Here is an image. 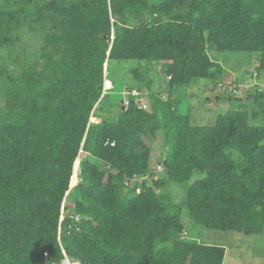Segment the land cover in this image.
Returning a JSON list of instances; mask_svg holds the SVG:
<instances>
[{
  "label": "trees",
  "instance_id": "1",
  "mask_svg": "<svg viewBox=\"0 0 264 264\" xmlns=\"http://www.w3.org/2000/svg\"><path fill=\"white\" fill-rule=\"evenodd\" d=\"M26 26L45 33L38 57L0 63V264H223L225 246L184 238L183 207L208 228L264 232V86L248 108L237 94L251 84L226 82L210 54L258 53L261 76L264 0H5L0 49ZM129 60L147 108L104 92ZM197 79L238 106L193 124L178 93ZM159 129L154 178L144 137ZM195 170L206 176L174 205L164 189Z\"/></svg>",
  "mask_w": 264,
  "mask_h": 264
},
{
  "label": "rangeland",
  "instance_id": "2",
  "mask_svg": "<svg viewBox=\"0 0 264 264\" xmlns=\"http://www.w3.org/2000/svg\"><path fill=\"white\" fill-rule=\"evenodd\" d=\"M4 4L5 0H0V6ZM17 35L18 41L15 47L11 50L0 49V63L4 62L13 66L15 58L20 55L28 57L32 61L38 57L44 41V31H34L26 26L19 30ZM210 54L215 61L220 62L231 71L225 76L226 82H231L235 76L249 80L251 87L247 90L244 86L239 87L237 96L246 101L248 108L254 109L258 106L253 97H247V95H251L258 89L260 84L264 83V72L259 77L251 78L257 64L258 53L246 51H211ZM138 65V61L129 60L126 63L115 65L110 74L109 71L105 72V75H108L113 80L111 81L107 77L104 81L105 89H110L107 92H109L112 103H121L127 91H131V88H137L139 82L134 78L133 71L130 69ZM155 78L157 81L155 86L161 93L163 86H161L160 80L164 78V74L161 73L160 63L156 65ZM141 89L143 88L141 87ZM222 92L219 87H212L210 81L197 79L192 85L182 88L178 93L180 97V111L186 113L189 109L193 124L212 125L219 114L238 106L235 100L229 99V95H226L225 99H221ZM143 98L149 105V93L143 94ZM91 119L97 122L100 121V118L94 116ZM258 122L260 120L253 121L251 119V123L253 124H257ZM144 139L152 149L151 169L154 173L151 176L154 178L164 176L163 169L159 168L167 149L164 144L163 131L159 129L153 140H149L147 137H144ZM205 176L206 171L195 170L188 180L183 182L172 181L164 190L170 192L171 202L174 205L182 204L188 186ZM145 179L149 181V176ZM181 218L186 228L183 235L184 238L225 246L226 254L223 264H264V232L260 234H246L234 230L208 228L195 221L190 216L186 207H183L181 211Z\"/></svg>",
  "mask_w": 264,
  "mask_h": 264
},
{
  "label": "built area",
  "instance_id": "3",
  "mask_svg": "<svg viewBox=\"0 0 264 264\" xmlns=\"http://www.w3.org/2000/svg\"><path fill=\"white\" fill-rule=\"evenodd\" d=\"M261 86H264V84H261ZM220 87H221V89H224V87L222 86V84H221ZM108 90H110V89H105V87H104V92H107ZM234 92L237 93L236 90ZM125 95L126 96L123 99V103L125 105H128L129 104V102H130L129 96L132 95V96H135L137 98L136 101L138 102V104H139L140 107H142V108H147L148 107L146 101L144 100V98L141 95V92H139L138 90L133 89L132 91H127L125 93ZM159 168L163 169L162 165Z\"/></svg>",
  "mask_w": 264,
  "mask_h": 264
},
{
  "label": "crops",
  "instance_id": "4",
  "mask_svg": "<svg viewBox=\"0 0 264 264\" xmlns=\"http://www.w3.org/2000/svg\"><path fill=\"white\" fill-rule=\"evenodd\" d=\"M229 71V73L231 72L230 70H228ZM247 78V77H246ZM233 79H235L236 81H241V82H243V84H247V83H249V80H245L244 78H239V77H237V76H235V78H233ZM247 81V82H246ZM246 82V83H245ZM248 85V84H247ZM222 99H225V98H222ZM209 244H213V243H209ZM215 244V243H214ZM218 245H220V244H218Z\"/></svg>",
  "mask_w": 264,
  "mask_h": 264
},
{
  "label": "water",
  "instance_id": "5",
  "mask_svg": "<svg viewBox=\"0 0 264 264\" xmlns=\"http://www.w3.org/2000/svg\"><path fill=\"white\" fill-rule=\"evenodd\" d=\"M70 187H72V186H70Z\"/></svg>",
  "mask_w": 264,
  "mask_h": 264
}]
</instances>
